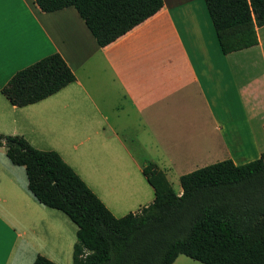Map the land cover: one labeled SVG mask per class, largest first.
<instances>
[{
  "label": "crops",
  "instance_id": "1",
  "mask_svg": "<svg viewBox=\"0 0 264 264\" xmlns=\"http://www.w3.org/2000/svg\"><path fill=\"white\" fill-rule=\"evenodd\" d=\"M194 1L163 0L156 14L99 47L73 7L45 13L34 0H0V134L57 152L115 217L126 206L109 198L118 199L113 190L102 191L106 174L121 195L135 175L153 201L142 174L149 163L169 182L226 159H258L264 25L255 27V45L223 54L206 8ZM54 53L75 81L34 104L11 105L1 93L10 78ZM72 224L33 197L24 167L0 147V264H32L37 256L72 264ZM182 256L172 264H186Z\"/></svg>",
  "mask_w": 264,
  "mask_h": 264
},
{
  "label": "trees",
  "instance_id": "2",
  "mask_svg": "<svg viewBox=\"0 0 264 264\" xmlns=\"http://www.w3.org/2000/svg\"><path fill=\"white\" fill-rule=\"evenodd\" d=\"M203 1L223 54L257 43L255 27L264 25V0ZM34 2L45 13L75 8L99 47L163 6V0ZM74 81L54 53L16 72L1 93L11 105L24 107ZM0 147L13 165L24 167L33 197L76 225L72 264H172L179 255L201 264H264V154L242 165L226 159L181 175L180 195L149 163L142 174L153 189V201L115 217L57 152L2 134ZM32 264L55 263L37 256Z\"/></svg>",
  "mask_w": 264,
  "mask_h": 264
},
{
  "label": "rangeland",
  "instance_id": "3",
  "mask_svg": "<svg viewBox=\"0 0 264 264\" xmlns=\"http://www.w3.org/2000/svg\"><path fill=\"white\" fill-rule=\"evenodd\" d=\"M191 6L192 7H196V8L197 7L205 8V4H204V1L203 0H196V1L192 2L191 3ZM204 33H205V31H204ZM206 145L207 144H205V146ZM200 168H202V167H200ZM197 169H199V168H197ZM111 175L112 174H106L104 176V179L101 180L102 181V189H103L102 191L103 192H107V189L113 190V194H115L116 196H118V199L111 198L110 195H108V193H107V195L109 196V198L113 202H116L117 201L116 203H118L120 205H124L125 204L124 206H126V207H124L121 212H118V213L115 214L118 217L124 216L127 213H129V212H137V211H139L141 209L137 205L136 200L133 201L134 199L137 198V196H140V200H141L140 203H145L143 205H149L152 202L151 195L150 194H149V196L144 195V191L138 188L139 185L137 184L138 181L135 180V175H132L131 176L132 177V183H131V189L132 190L129 191V192L127 191L126 193H124V195H121L120 192L118 193L117 190H116V188L112 186V183L109 180V177ZM169 182H170V185H171V187L173 188V190L175 192H178L180 190V187L181 186H180L179 178H177L176 175H169ZM144 185L147 186V183H144ZM110 186H111V188H110ZM145 188L148 189L149 187H145ZM147 203H149V204H147ZM143 205H141V207H144ZM72 226L75 227V225H73V224H72ZM180 260H182L186 264H201V263L194 262L193 260H191V259H189V258H187L185 256H182V258H180Z\"/></svg>",
  "mask_w": 264,
  "mask_h": 264
},
{
  "label": "snow or ice",
  "instance_id": "4",
  "mask_svg": "<svg viewBox=\"0 0 264 264\" xmlns=\"http://www.w3.org/2000/svg\"><path fill=\"white\" fill-rule=\"evenodd\" d=\"M0 24H2V16H0Z\"/></svg>",
  "mask_w": 264,
  "mask_h": 264
}]
</instances>
